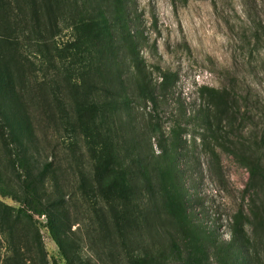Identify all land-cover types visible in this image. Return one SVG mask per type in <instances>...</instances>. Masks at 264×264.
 <instances>
[{
    "label": "rangeland",
    "instance_id": "374dc122",
    "mask_svg": "<svg viewBox=\"0 0 264 264\" xmlns=\"http://www.w3.org/2000/svg\"><path fill=\"white\" fill-rule=\"evenodd\" d=\"M120 9L153 85L168 76L156 103L141 100ZM0 73L7 121L30 120L10 134L0 122V264H181L190 231L206 264H264V185L243 164L264 159V0H0ZM27 171L45 216L20 212Z\"/></svg>",
    "mask_w": 264,
    "mask_h": 264
},
{
    "label": "trees",
    "instance_id": "16d2710c",
    "mask_svg": "<svg viewBox=\"0 0 264 264\" xmlns=\"http://www.w3.org/2000/svg\"><path fill=\"white\" fill-rule=\"evenodd\" d=\"M120 5L124 4V0H116ZM123 11H119L118 18L120 21V26L122 27V33L126 38L128 43V48L130 52V69L134 72V76L136 77V83L138 86V90L141 93V100L146 103H156L158 100L157 88L164 91L168 87V76L163 75L162 82L158 86H154L152 81L150 80L149 73L145 67L144 61L140 59V56L136 53V45L134 43L133 37L130 35L129 27L127 26V21L124 20V14L121 17V13ZM10 85V79L0 73V88ZM3 93V92H2ZM201 96L208 102L211 108L219 109L221 107L225 108L226 111H229L228 103L223 105L224 95L220 94L219 90L203 87L200 90ZM6 99H0V116H1V126L3 130L10 133L16 132H28L30 129L29 125V116L28 114L21 113L19 114L20 118L15 119V122L12 121L13 126H11L10 120L5 117V114L2 110V105L5 104L8 100L14 101L12 97H9L7 92L3 93ZM15 106H20L18 103H15ZM10 122V123H9ZM157 130H155L156 132ZM20 143V141H10V145H16ZM21 144V143H20ZM161 153L156 157L157 167L160 172L161 181L163 185L164 193L169 201L170 208L174 215L179 220H184L186 216V207L185 201L183 198L182 188L179 184L178 178L176 177V166L174 159L171 156H168L167 148H164L162 143ZM247 169L249 170L251 177L253 180H257L264 185V159L262 157H253L246 156L245 161L243 163ZM136 171L138 177H143L146 182V188L149 191L154 190V181L152 178L151 170L148 163L141 161L139 159L136 165ZM26 189H25V199L21 202L23 203V207L20 212L26 216L33 218L30 212H34L35 214L45 216L47 215V211H45V207L42 201V197L39 195V190L37 187V179L33 172L27 171L26 173ZM245 213H239L237 215V220L244 218ZM20 217V216H19ZM246 217V216H245ZM264 221V219H263ZM264 224V222H263ZM198 233L189 232L188 244L186 247V251H182V249L175 245V249L177 251V259L181 264H206L207 262V248L202 244V241L199 237Z\"/></svg>",
    "mask_w": 264,
    "mask_h": 264
}]
</instances>
